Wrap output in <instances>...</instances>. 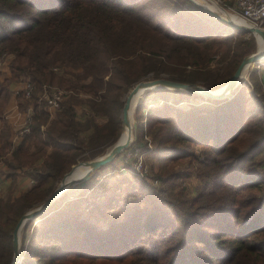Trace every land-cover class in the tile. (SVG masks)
<instances>
[{"label":"trees","instance_id":"trees-1","mask_svg":"<svg viewBox=\"0 0 264 264\" xmlns=\"http://www.w3.org/2000/svg\"><path fill=\"white\" fill-rule=\"evenodd\" d=\"M152 3L149 14L140 0H0V58L12 55L11 80L27 76L35 105L34 151L21 143L5 161L7 173L13 179L28 166L36 180L18 197L0 199V264L11 262L20 217L40 205L78 159L91 160L118 139L123 98L136 83L167 78L216 89L254 50L251 34L191 0H182L186 15L168 0ZM257 70L222 101L178 90L145 93L137 121L148 95L160 104L146 110L132 147L146 148L150 136L159 185L125 175L108 182L103 202L94 200L103 184L91 188L93 201L61 195L24 226L21 248L28 243L19 264H264V77ZM49 88L70 92L50 122L39 100ZM78 94L88 96L83 123L72 105ZM7 95L4 81L0 109ZM99 116L106 117L101 125L94 122ZM191 174L200 181L196 194L180 189L175 195Z\"/></svg>","mask_w":264,"mask_h":264},{"label":"water","instance_id":"water-1","mask_svg":"<svg viewBox=\"0 0 264 264\" xmlns=\"http://www.w3.org/2000/svg\"><path fill=\"white\" fill-rule=\"evenodd\" d=\"M205 1L212 7L211 9H205L202 6H199L196 3L195 4L219 18L228 26L243 31L247 34H251L255 37L256 40L257 36L264 40L263 29L252 26L233 24L229 19L228 10L223 5H221L218 0ZM259 62H264V51L258 50L257 47V50L254 53L243 57L230 79L224 85L216 89H208L200 84H187L175 82L167 78L141 80L136 83V85L126 94L125 101L121 108V131H123V128L127 127L129 129L128 138L125 140H120L119 136L118 139L110 147H108V150L105 153L91 160L83 161V163L87 165L88 169L82 176L78 178H70L76 165L72 166L71 170H69L63 175V177L59 181V184L56 185L54 190L40 205L31 208L20 217L12 232L13 257L9 264H19L21 262L22 251L20 234L28 221L35 219L40 213L47 210L55 202V200H57L62 195V193L65 192L70 186L84 182L91 173L104 166H107L109 163L114 161L122 151L127 150L131 146L133 142V131H131V124L128 116V111L131 107L135 95L139 91L145 90V93H147L149 91L159 90H178L199 95L204 99L222 101L230 99L236 92L237 88L244 84L245 77H243V71L247 70L248 68H250V66L252 67ZM145 93L143 94V96L145 95ZM143 96L136 103L134 108H136V106L140 103Z\"/></svg>","mask_w":264,"mask_h":264},{"label":"rangeland","instance_id":"rangeland-1","mask_svg":"<svg viewBox=\"0 0 264 264\" xmlns=\"http://www.w3.org/2000/svg\"><path fill=\"white\" fill-rule=\"evenodd\" d=\"M168 1H169L170 7L172 9H174L175 11H178L179 13L185 14V15L188 14V11H187L185 5L182 3V0H168ZM194 1L198 4H204V2L202 0H194ZM152 2H153V0H140V5L142 7H146L148 10H145V11L150 14L152 12H155L154 4ZM218 2L221 5H223L228 10L229 13H235L236 12L235 6H234L235 0H218ZM236 22H237V24L241 25V23L239 21L236 20ZM263 30H264V26H263ZM251 36L254 39V50L252 52V53H254L257 50L258 41L255 39V37L253 35H251ZM258 39H259V37H258ZM259 42H260L261 49L264 50V42L261 39H259ZM254 69L257 70L258 68L255 66H252V67L250 66V68H248V70L245 71V73L243 74V76L245 75L244 76L245 81L248 79L249 75L252 73V71ZM257 71H258L257 74L259 75L260 80L263 81L262 79L264 77V68L260 67V69ZM143 93L144 92H141V94L138 95V98H136V100L134 102L135 104L141 99V97L143 96ZM125 98H126V96L123 98V101H125ZM84 99H85V95L80 94L76 98L75 102L77 104L81 105V102H84L83 101ZM147 99H148V102L146 101L147 103L145 104L144 110L139 113L140 117H141L140 120L137 121V115L135 114V108L134 107H133L132 112H131L133 142L135 140L137 125L139 123H141L142 125L145 124L146 110L150 109V108H154L160 104V102L156 103L154 101V98L150 95L147 96ZM195 102L199 103L200 105H205V103L203 104V101H200V100H196ZM186 104H187V102H184V103H182V106H185ZM84 119H86V118H84ZM105 121H106V117H102V116L94 117V122L97 125L102 124ZM143 129L145 130V127H143ZM90 132H91V129L84 131L83 136H88V134ZM121 133H122V131H121ZM119 136H121V135H119ZM149 137H150L149 135L148 136L146 135L145 139H144L147 141L146 148H144L142 150H138L137 147L136 148H134V146L132 147V144H133V142H132L131 147L127 150L122 151L114 161L109 163L107 166H104V167L96 170L95 172L91 173L84 182L70 186L65 192L62 193V195L66 194L68 201L75 199V198H80V197H83V200H86V201H88V200L93 201V196L89 197V195H91L89 193L92 191L91 188L97 187V189H98V185L103 184L104 187L98 189V191L101 192L102 194H100L97 197L95 196V198H94V200H97L98 202H103L104 198L110 194V193H107V188L105 187V186L109 185L108 182L114 183V182H116V180H119V179H122L123 177H125V175H126V177H130V175H132L134 177L144 179L145 181L151 183L153 186L157 187L159 185V183L154 178V175L156 174V170H157V160H156V158H154L152 155L149 154L152 151V149H154L155 145H154V143H152V141L149 139ZM110 146H108V147H110ZM108 147L103 151L104 153L108 150ZM195 151H196L195 154H196L197 160H199L201 158V152H200L201 148L195 147ZM83 157H86V155H84ZM83 161H87V160L78 159L77 163L79 164L80 162H83ZM77 163L75 165H78ZM139 163L142 164L141 169L140 168L137 169V165ZM153 163H154V165H153ZM75 165H73V166H75ZM71 168H70V170H71ZM75 170L76 169H74V171ZM139 172H141L142 175H140ZM73 178H75V176ZM197 179H198V177L196 176V174H191L189 177L185 178V180H182L181 182H179V185L176 186L174 189V194L179 195L180 191L183 190V191H185L186 196H189V197L194 196L196 194V188L200 183L199 179H198V182H196ZM187 180L190 181L189 185H185ZM189 187H193L194 193H191L193 190L191 191L189 189ZM87 190H88V194H85ZM127 201H129L127 203L131 202V200H129V199ZM129 206L130 205H126L125 208L128 209ZM116 215H117V213H116ZM89 219H90V222L96 223V225L98 227H103L105 225V224H103L104 223L103 219L100 217L95 218L94 216H91ZM31 230H32V226H30V228H29V232L27 233L28 235H30ZM22 231L20 234V239L22 236ZM27 243H28V239H26L24 247L21 248L22 254H23V249L25 248Z\"/></svg>","mask_w":264,"mask_h":264},{"label":"crops","instance_id":"crops-1","mask_svg":"<svg viewBox=\"0 0 264 264\" xmlns=\"http://www.w3.org/2000/svg\"><path fill=\"white\" fill-rule=\"evenodd\" d=\"M12 58V55H5L0 58V83L7 81L8 91L6 102L2 104L0 109V199L4 200L18 197L22 193L27 192L30 187L36 183V180L28 173L30 169L28 166L17 170L13 179L7 173L8 168L5 161L12 158L13 151L21 143H23L24 146H28L29 152L34 151V147L31 145L30 141L31 133L22 139L18 137V131L26 122L27 117H29L31 121L34 115L35 105L34 102L25 99L23 96H21V100L17 99L18 96L14 94V92L19 90L29 79L27 76L21 75L18 80H11L10 63ZM42 95L39 100H43ZM78 95H75V97L77 98ZM86 97L88 96L85 95V98ZM67 98V96L64 97L63 101ZM72 105L77 120L83 123L85 120L84 118L89 114V109L85 102H81V105L74 102ZM44 109L49 115L48 122H50L55 118L58 110L50 111L46 108V105ZM41 129L44 130L45 126H42ZM41 161V159H38L34 165H40ZM196 182H198V179ZM189 184L190 181L187 180L185 185ZM189 189L192 191L193 187H189ZM191 193H194V190Z\"/></svg>","mask_w":264,"mask_h":264},{"label":"built area","instance_id":"built-area-1","mask_svg":"<svg viewBox=\"0 0 264 264\" xmlns=\"http://www.w3.org/2000/svg\"><path fill=\"white\" fill-rule=\"evenodd\" d=\"M235 13L244 19L249 26L257 27L263 29L264 26V0H235ZM33 87L28 81L23 84V86L14 92L16 96L22 95L25 99H30ZM70 92L59 89V88H49L44 91L42 95V101H44L46 108L50 111L59 110L61 102L64 97ZM30 119L27 117L26 122L18 131V137L24 138L28 136L30 131ZM142 168V164L137 165V169ZM142 175L141 172H139Z\"/></svg>","mask_w":264,"mask_h":264},{"label":"bare ground","instance_id":"bare-ground-1","mask_svg":"<svg viewBox=\"0 0 264 264\" xmlns=\"http://www.w3.org/2000/svg\"><path fill=\"white\" fill-rule=\"evenodd\" d=\"M194 3H196L194 0H192ZM203 2H204V4H198V3H196L197 5H199V6H202L203 8H205V9H211L212 7L205 1V0H202ZM233 16H232V15ZM238 17V18H237ZM229 19H230V21L233 23V24H237V22H236V20L237 21H239L240 23H241V25H244V26H249L248 25V23L244 20V19H242L240 16H238L237 14H235V13H229ZM236 19V20H235ZM258 37L259 36H257V40H258V50H260V51H264V50H262L261 49V47H260V42H259V39H261L263 42H264V40L262 39V38H260L259 37V39H258ZM248 70V69H247ZM247 70H244L243 71V74L245 73V71H247ZM245 76V75H244ZM243 76V77H244ZM141 92H144L145 93V90H141V91H139L136 95H135V97H134V100H133V102H132V104H131V107L129 108V111H128V116H129V120H130V124H131V112H132V109H133V107H135V100H136V98H138V95L139 94H141ZM143 93V94H144ZM131 131H133L132 130V124H131ZM129 129L127 128V127H125V128H123V131H122V133H121V136H120V140H125V139H127L128 138V136H129ZM74 169H76L75 171L73 170V173H72V175L70 176V178H73L74 176H75V178H78V177H80V176H82L85 172H86V170L88 169L87 168V165L85 164V163H83V162H80L78 165H76L75 166V168ZM80 174V175H79ZM77 176V177H76Z\"/></svg>","mask_w":264,"mask_h":264}]
</instances>
